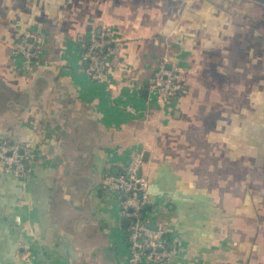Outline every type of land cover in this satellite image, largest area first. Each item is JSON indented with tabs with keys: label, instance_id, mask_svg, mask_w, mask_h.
I'll list each match as a JSON object with an SVG mask.
<instances>
[{
	"label": "crops",
	"instance_id": "obj_1",
	"mask_svg": "<svg viewBox=\"0 0 264 264\" xmlns=\"http://www.w3.org/2000/svg\"><path fill=\"white\" fill-rule=\"evenodd\" d=\"M95 29L121 44L103 83L82 61ZM26 33L42 38L40 60L14 54ZM164 56L188 93L159 103L150 89ZM254 87L264 88L261 2L0 0V139L32 158L26 180L0 168V264H127L121 198L106 179L140 154L145 221L164 228L172 264H264V208L254 220L239 187L264 178L238 177L261 162L238 144L234 110ZM245 202L249 227L231 240Z\"/></svg>",
	"mask_w": 264,
	"mask_h": 264
},
{
	"label": "built area",
	"instance_id": "obj_2",
	"mask_svg": "<svg viewBox=\"0 0 264 264\" xmlns=\"http://www.w3.org/2000/svg\"><path fill=\"white\" fill-rule=\"evenodd\" d=\"M44 42L41 37L26 33L14 48V54L27 63L40 60ZM121 54V44L115 41L106 29H95L90 33L89 43L82 61L88 65V73L93 81L106 82L111 58ZM151 93L159 103L184 97L187 88L182 68L164 56L152 79ZM31 157L23 152L20 145L0 139V168L13 177L26 180L30 174ZM144 164L140 154L132 165L117 176H109L106 183L121 198V213L129 221L126 243L129 249L127 264H172L173 249L165 242V230L154 229L145 221V210L151 204L149 179L141 173Z\"/></svg>",
	"mask_w": 264,
	"mask_h": 264
},
{
	"label": "trees",
	"instance_id": "obj_3",
	"mask_svg": "<svg viewBox=\"0 0 264 264\" xmlns=\"http://www.w3.org/2000/svg\"><path fill=\"white\" fill-rule=\"evenodd\" d=\"M188 93V92H187ZM251 98L252 101L250 102V105H246L244 107L240 105H235L234 110L237 112V120H236V128L238 130V144L240 143L242 146H250L253 150V162H261L256 164V166L253 168V170H245L242 171V169L238 170V177L241 179H245L246 175L245 173L251 172L250 176L253 177L254 180H257L258 182H261V178H264V88H259V87H254L251 90ZM232 109V108H231ZM231 111V110H230ZM247 118V120L245 119ZM244 130L247 133L250 138H245L241 137ZM238 147V156L241 154L240 152L243 151L244 149L241 150V147ZM239 149L241 151H239ZM255 164V163H254ZM243 172V173H241ZM249 175V174H248ZM239 187L242 189L245 195L246 200L251 199L252 197L253 200V211L254 214V220H260L262 219L261 215V209L264 208V184L258 183L257 185H251V184H241ZM260 195L263 196L262 199H260ZM245 199V198H244ZM246 204L242 205L240 208V216L238 214L237 221H236V230L237 232L234 233L231 231L228 237H230L231 240L236 238L238 235V229L242 228L243 231L245 228H248V222L245 219L246 213H248L249 207L248 203L250 202H245ZM147 210V209H146ZM145 210V213H146ZM257 214V215H256Z\"/></svg>",
	"mask_w": 264,
	"mask_h": 264
},
{
	"label": "water",
	"instance_id": "obj_4",
	"mask_svg": "<svg viewBox=\"0 0 264 264\" xmlns=\"http://www.w3.org/2000/svg\"><path fill=\"white\" fill-rule=\"evenodd\" d=\"M254 1H257V2H261L264 4V0H254ZM86 50V49H85ZM129 226V221L128 220H125L124 221V227L127 229ZM154 229H157V227H154Z\"/></svg>",
	"mask_w": 264,
	"mask_h": 264
},
{
	"label": "rangeland",
	"instance_id": "obj_5",
	"mask_svg": "<svg viewBox=\"0 0 264 264\" xmlns=\"http://www.w3.org/2000/svg\"><path fill=\"white\" fill-rule=\"evenodd\" d=\"M242 171H244V169H242ZM241 173H243V172H241Z\"/></svg>",
	"mask_w": 264,
	"mask_h": 264
}]
</instances>
